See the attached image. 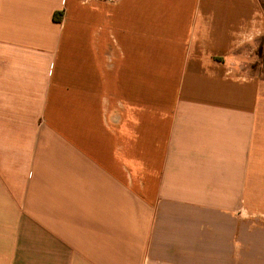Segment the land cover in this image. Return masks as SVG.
<instances>
[{
	"label": "crops",
	"instance_id": "obj_1",
	"mask_svg": "<svg viewBox=\"0 0 264 264\" xmlns=\"http://www.w3.org/2000/svg\"><path fill=\"white\" fill-rule=\"evenodd\" d=\"M0 264H264V0H0Z\"/></svg>",
	"mask_w": 264,
	"mask_h": 264
},
{
	"label": "trees",
	"instance_id": "obj_2",
	"mask_svg": "<svg viewBox=\"0 0 264 264\" xmlns=\"http://www.w3.org/2000/svg\"><path fill=\"white\" fill-rule=\"evenodd\" d=\"M56 15H57V14H54V15H53V19H54V20H56Z\"/></svg>",
	"mask_w": 264,
	"mask_h": 264
}]
</instances>
